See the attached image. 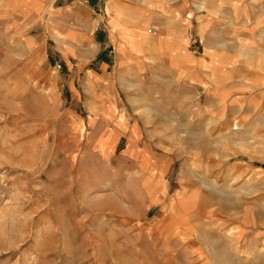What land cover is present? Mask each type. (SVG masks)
Masks as SVG:
<instances>
[{"label": "rangeland", "instance_id": "374dc122", "mask_svg": "<svg viewBox=\"0 0 264 264\" xmlns=\"http://www.w3.org/2000/svg\"><path fill=\"white\" fill-rule=\"evenodd\" d=\"M60 5L0 0V264H264V78L220 75V101L203 83L170 110L122 80L116 119L72 106L38 37Z\"/></svg>", "mask_w": 264, "mask_h": 264}, {"label": "crops", "instance_id": "0c3cea01", "mask_svg": "<svg viewBox=\"0 0 264 264\" xmlns=\"http://www.w3.org/2000/svg\"><path fill=\"white\" fill-rule=\"evenodd\" d=\"M53 13L51 30L45 25L38 37L47 41V59L69 71L61 80L72 106L107 109L116 119L114 111L127 114L122 80L132 86L147 77V92L170 110L188 88L204 84L214 83L207 95L220 101V84L227 83L220 75L237 84L248 73L250 85L264 78V0H61ZM194 39L202 42L201 56L188 49ZM162 83L165 94L155 95ZM131 141L121 155L147 158ZM114 147L107 146L110 156Z\"/></svg>", "mask_w": 264, "mask_h": 264}, {"label": "built area", "instance_id": "2783aa9c", "mask_svg": "<svg viewBox=\"0 0 264 264\" xmlns=\"http://www.w3.org/2000/svg\"><path fill=\"white\" fill-rule=\"evenodd\" d=\"M84 1H86V0H84Z\"/></svg>", "mask_w": 264, "mask_h": 264}, {"label": "bare ground", "instance_id": "6f19581e", "mask_svg": "<svg viewBox=\"0 0 264 264\" xmlns=\"http://www.w3.org/2000/svg\"><path fill=\"white\" fill-rule=\"evenodd\" d=\"M246 148V147H245Z\"/></svg>", "mask_w": 264, "mask_h": 264}]
</instances>
